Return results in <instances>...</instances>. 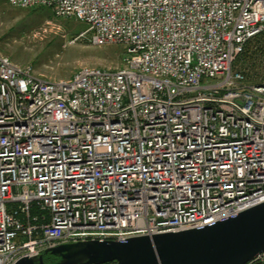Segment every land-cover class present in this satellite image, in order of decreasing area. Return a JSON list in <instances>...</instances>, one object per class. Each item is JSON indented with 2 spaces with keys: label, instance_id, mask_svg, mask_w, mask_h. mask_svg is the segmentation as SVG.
<instances>
[{
  "label": "built area",
  "instance_id": "2783aa9c",
  "mask_svg": "<svg viewBox=\"0 0 264 264\" xmlns=\"http://www.w3.org/2000/svg\"><path fill=\"white\" fill-rule=\"evenodd\" d=\"M7 2L84 22L123 65L48 79L0 53V264L264 201V82L232 70L264 33V0Z\"/></svg>",
  "mask_w": 264,
  "mask_h": 264
},
{
  "label": "water",
  "instance_id": "95a60500",
  "mask_svg": "<svg viewBox=\"0 0 264 264\" xmlns=\"http://www.w3.org/2000/svg\"><path fill=\"white\" fill-rule=\"evenodd\" d=\"M264 252V201L213 225L46 248L15 264H247ZM57 258L50 262L44 254Z\"/></svg>",
  "mask_w": 264,
  "mask_h": 264
},
{
  "label": "rangeland",
  "instance_id": "374dc122",
  "mask_svg": "<svg viewBox=\"0 0 264 264\" xmlns=\"http://www.w3.org/2000/svg\"><path fill=\"white\" fill-rule=\"evenodd\" d=\"M86 29L84 22L56 17L49 8H17L0 0V53L29 66L36 75L58 79L68 78L83 67H121V45H94L84 33ZM247 61L236 59L232 70L241 71L250 81L257 68Z\"/></svg>",
  "mask_w": 264,
  "mask_h": 264
},
{
  "label": "trees",
  "instance_id": "16d2710c",
  "mask_svg": "<svg viewBox=\"0 0 264 264\" xmlns=\"http://www.w3.org/2000/svg\"><path fill=\"white\" fill-rule=\"evenodd\" d=\"M263 54H264V33H260L252 37L250 40H248L244 45L242 52L236 57V59H239L240 57L241 59L246 58V60H248L247 63L250 62L249 64H252L254 68L255 67L257 68V71L255 73L253 72L254 74L252 75V77H250V81L249 79L246 78V75L244 74L246 84H259L264 82V68H263L264 58L262 56ZM236 59L233 65L235 64ZM260 65L261 67H259ZM56 258H57L56 256L50 253L44 254V260L46 262H50L52 260H55ZM109 264H114V263H109Z\"/></svg>",
  "mask_w": 264,
  "mask_h": 264
},
{
  "label": "bare ground",
  "instance_id": "6f19581e",
  "mask_svg": "<svg viewBox=\"0 0 264 264\" xmlns=\"http://www.w3.org/2000/svg\"><path fill=\"white\" fill-rule=\"evenodd\" d=\"M8 3V2H7ZM9 4V3H8ZM31 210H35V208L34 207H31ZM36 211V210H35Z\"/></svg>",
  "mask_w": 264,
  "mask_h": 264
}]
</instances>
